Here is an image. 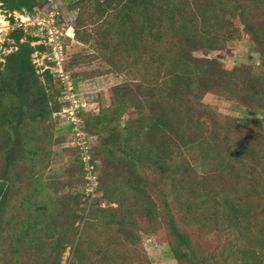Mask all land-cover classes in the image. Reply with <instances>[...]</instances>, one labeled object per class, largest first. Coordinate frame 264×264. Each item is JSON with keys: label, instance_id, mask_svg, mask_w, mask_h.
I'll return each instance as SVG.
<instances>
[{"label": "trees", "instance_id": "trees-1", "mask_svg": "<svg viewBox=\"0 0 264 264\" xmlns=\"http://www.w3.org/2000/svg\"><path fill=\"white\" fill-rule=\"evenodd\" d=\"M46 5L0 0V12L13 25L15 13ZM67 11H76L75 41L94 51L65 50L73 83L103 73L128 81L83 115L95 137L90 201L74 148L61 172H49L55 147L72 137L56 122L65 106L57 77L34 63L48 48L34 44L35 28L9 29L0 55V264H62L68 248L66 264H151L143 237L157 235L177 264H264V126L204 102L211 95L264 113V0H76ZM242 36L262 71L223 66L226 42ZM98 57L108 70L86 71Z\"/></svg>", "mask_w": 264, "mask_h": 264}, {"label": "rangeland", "instance_id": "rangeland-1", "mask_svg": "<svg viewBox=\"0 0 264 264\" xmlns=\"http://www.w3.org/2000/svg\"><path fill=\"white\" fill-rule=\"evenodd\" d=\"M76 0H61V3L58 4L63 11V23L67 25H71L73 27V22L75 20L76 14L70 15L69 11H67V4L69 2ZM17 18V14L15 15ZM10 24L7 21L6 17L0 12V55L7 53L4 48V38L7 32L10 29ZM67 57H78L81 58L90 55L94 56V51L91 47L80 44L77 45L74 42H67ZM225 47L227 48L221 54V60L223 66L227 69L237 68L239 66H249L253 67V71H262V66L259 60V56L253 52V48L249 44L247 37L242 36L240 40H229L226 42ZM215 54V53H214ZM33 57H36L33 55ZM34 63L37 67L41 66L40 58H33ZM85 69L88 72H105L108 70L107 63L102 60L100 57L96 59L90 60L88 65H85ZM126 78L123 75H116L114 73H103V75L86 79V81H81L78 83V87H80L81 96L83 98L88 99L94 108V113H97L99 109L105 108L109 104L110 99V89L113 86L124 83ZM204 102L210 104L214 108H216L219 112L223 114H228L231 116H243L247 118H255L259 120L264 126V113L259 111H249L240 107H237L233 103H228L225 101H221L215 96L208 95L205 97ZM88 108V107H87ZM86 113H83V115ZM82 115V118H83ZM59 120V118H58ZM56 120L59 124L58 128L64 130L65 126H61L60 122ZM64 131H62L63 133ZM63 135V134H62ZM95 143V142H94ZM73 148L71 146V142H66L61 144L58 147H55L56 156L53 158L51 166L49 168L50 173H58L61 172L65 164L71 161V158L65 157L66 149ZM67 162V163H66ZM76 190L81 191V186H77ZM105 204L102 203V206ZM81 224V223H80ZM79 224V225H80ZM81 226V225H80ZM143 245L146 250L147 256L151 262V264H177L175 260L172 258L171 253L168 249V246L165 243V239L161 235L157 236H144L143 237ZM71 256L70 249L68 248L63 256H62V264H66L67 260Z\"/></svg>", "mask_w": 264, "mask_h": 264}, {"label": "built area", "instance_id": "built-area-1", "mask_svg": "<svg viewBox=\"0 0 264 264\" xmlns=\"http://www.w3.org/2000/svg\"><path fill=\"white\" fill-rule=\"evenodd\" d=\"M61 0H47V5L36 11L34 15L15 13L14 24L10 28H35L39 40L34 44H42L48 48L46 53H35L33 58H40L42 69L50 70L57 77L62 88L61 101L65 104L56 114L61 126L68 127L71 132V146L76 150L83 170V191L91 201L95 197L98 186L96 164L92 158V146L95 137H90L85 131L83 113H94L90 101L81 96L80 87L73 83L70 74L65 69L66 43L74 40V29L71 25L58 23V7ZM17 14V18L15 15ZM44 60L47 62L45 63ZM40 71V72H41ZM88 107V108H87Z\"/></svg>", "mask_w": 264, "mask_h": 264}, {"label": "crops", "instance_id": "crops-1", "mask_svg": "<svg viewBox=\"0 0 264 264\" xmlns=\"http://www.w3.org/2000/svg\"><path fill=\"white\" fill-rule=\"evenodd\" d=\"M68 14H70V15H73V14H76V11H71L70 13H68ZM69 43L70 42H74V40L73 41H68ZM75 43L77 44V45H80V44H82V43H79L78 41H75ZM84 82V81H83Z\"/></svg>", "mask_w": 264, "mask_h": 264}]
</instances>
